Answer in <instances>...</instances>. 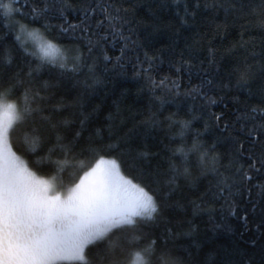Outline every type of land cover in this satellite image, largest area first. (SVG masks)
<instances>
[{"label": "snow or ice", "instance_id": "1", "mask_svg": "<svg viewBox=\"0 0 264 264\" xmlns=\"http://www.w3.org/2000/svg\"><path fill=\"white\" fill-rule=\"evenodd\" d=\"M260 5L264 7V0ZM199 6L200 0H195L191 10L187 0L182 10L177 6L179 24L195 23ZM0 7L5 17L0 26V264L71 260L86 264H207L197 258L200 243L196 239L190 246L169 243L180 235H194L200 226L194 222L197 215L205 218L212 232L222 230L234 237V255L221 264H251L245 247H255L257 240L251 236L245 244V234L251 228L264 236V219H250L257 205L252 203L248 209L238 200L257 185L264 194V179H258L264 178V106L250 102L249 96L228 95L234 89L251 92L256 69L247 56L224 65L222 56H215L217 50L209 48L212 55L207 61L198 60L193 48L203 34L196 33L198 39L186 45L187 54L183 49L171 54L169 64L175 74L160 73L158 65L166 46L154 49L147 42L160 25L152 24L151 32L142 37L140 27L149 22L128 15L131 6L126 3L11 0ZM204 7L223 9L245 23L246 16L256 11L252 0H211ZM98 8L102 15L94 20ZM70 10L78 12L79 19L71 17ZM16 16L28 22L14 19ZM105 23L107 27L100 31L99 25ZM213 31L219 32L220 26ZM117 37L122 43L112 54L106 45L114 46ZM211 39L209 36V42ZM245 43L241 38V46ZM235 48L234 44L226 51ZM73 49L75 54L69 60L66 53ZM129 64L133 79L149 92V115L139 122L143 130L134 124L117 133L109 125L107 145L94 141L82 103L80 117L70 126L66 118L55 115L63 107V95L50 107L44 103L56 95L59 80L33 82L45 67L58 68V75L65 79L69 70L77 76L86 70L88 75L80 83L90 88L98 82L96 69L101 65L105 73L126 75ZM14 94L16 102L3 99ZM225 99L232 100L233 106L217 111L218 103ZM154 101L156 111H152ZM261 101L264 103V96ZM166 105L173 110L165 114ZM181 109L187 118H180ZM193 121L201 126L192 127ZM14 123L23 127L24 142L33 150L46 147L52 153L60 149L65 157L88 150L98 158L77 182L58 191L52 179L37 176L12 150ZM176 123L181 146L166 153L160 148L149 153L134 144L149 126ZM62 125L63 131L58 130ZM186 133L191 136L190 144L184 140ZM113 148L143 159L139 174L146 178L144 186L123 175L116 159L99 154ZM176 153L179 160L174 158ZM191 153L197 154L194 163ZM149 156L159 159L153 164L146 159ZM40 159L36 157V162ZM160 161H166V168H160ZM182 189H187L183 196L173 200ZM160 221L165 225L157 235L150 230L159 228ZM260 244L264 254V240ZM86 246L95 249L91 258L85 255ZM174 247L184 254H176ZM128 253L134 257L131 261L126 259Z\"/></svg>", "mask_w": 264, "mask_h": 264}, {"label": "trees", "instance_id": "2", "mask_svg": "<svg viewBox=\"0 0 264 264\" xmlns=\"http://www.w3.org/2000/svg\"><path fill=\"white\" fill-rule=\"evenodd\" d=\"M10 2L11 0H0V5ZM83 2H89V0H83ZM97 2L100 4H112L113 0H97ZM117 2H123L131 6L128 15L134 14L142 21L149 22L147 25H141L140 27V35L142 37L151 32L152 24L160 25L158 31L151 32V36L147 37L150 48L160 49L161 45L166 46L162 49L164 59L158 65L160 73L171 72L174 75V70L169 64L171 54L181 49L187 54L188 49L186 45H193L194 41L198 39L196 33H202L203 38L193 48L196 58L206 62L210 55H212L208 51L209 48L217 50L215 56L218 59H221L222 56L221 63L224 65L231 64L235 60L247 56L249 63H253L256 69V78L251 84V92L234 89L228 95L237 94L241 98L249 96L250 102L264 106V103L261 101V97L264 96V90H262L264 89V71H261V67L264 66V7L260 5V0H252V5L256 11L254 14L246 16L247 23L242 19H234L232 13H227L226 15L223 9L205 8L204 4L206 2L210 3L211 0H200V6L196 8L195 23L188 25H180L176 13L177 6L181 10L183 9L185 0H117ZM187 2L191 10V7L195 4V0H187ZM101 15L102 13L98 8L94 20L99 19ZM71 17L79 19L78 12L71 11ZM4 18L3 8L0 7V26L3 25ZM14 19L20 20L22 23L28 22L19 16L14 17ZM217 25L220 26L219 32L213 31ZM106 27V23L101 24L99 25V30L103 31ZM175 28H179V31L174 32ZM109 31L111 30L109 29ZM209 36L212 37L210 42L208 40ZM241 38L246 42L243 46H241ZM109 39H111V36H109ZM121 43L122 41L117 37L114 41V46L106 45V47L110 53L114 54L119 49ZM234 44L236 48L233 51H226L232 48ZM66 54L69 60H71V57L75 54V50H69ZM31 59L33 63H36L35 57ZM102 68L103 65L96 69L98 82L90 88H86L80 83L88 75L86 70L81 71L78 76L69 70L66 74L67 79H65L58 75L60 72L58 68L45 67L33 78V82L45 79L59 80L56 95L44 103L50 107L53 103L60 102L58 101V97L63 95L65 97L62 102L63 107L55 115L66 118L69 121V126L80 117V104L82 103L83 112L88 115L89 131L94 141L107 145L109 143V125L117 133L123 132L134 124L137 125L138 129H144V125L139 122L149 115V92L146 86L142 87V82H136L133 79L131 64L128 65L126 75L111 71L105 73ZM157 79H159V74H157ZM195 82L194 79L193 83ZM89 83H91V80H89ZM137 89H140V91L137 92ZM156 95H161V93L157 92ZM3 99L5 101L11 100L16 102L17 96L15 94L11 96L6 95ZM153 103L154 107L152 111H156L155 105L157 102L154 101ZM225 106L230 110L233 106V101L225 99L223 103H218L216 110L224 111ZM172 110L173 107L171 105H166L164 113L166 114ZM110 116L111 119L109 118ZM180 118H187L183 109L180 110ZM200 126L199 122L193 121L192 127ZM63 127V125L60 126L58 130L63 131ZM14 128L16 131H13L10 137L12 150L25 161L27 166L37 176L52 179L58 191H66L71 184L77 182L84 171H87L95 162V159L98 158V156H94L88 150H85L83 154L75 156L69 153L67 157H65L60 149H56L52 153H47L46 147H38L33 150L24 142L23 127L18 123H14ZM179 130L180 125L178 123L170 127L157 125L153 128L149 126L146 135L143 138L137 137L134 140V144L140 145L149 153L155 152L157 148L162 149L166 153L173 150L176 146H181L182 141L180 137L175 135ZM40 132L41 135H45L43 129H40ZM184 140L190 144V134L186 133ZM165 145L168 146L167 149H165ZM99 154L104 155L108 159H116L123 175L132 179L133 182L144 186L146 178L141 177L139 174V164L143 162V159L137 157L135 153L122 154L118 148H113L101 151ZM196 156V153L190 154V159L193 163L196 160ZM36 157L41 158L39 163L36 162ZM174 158L179 160L180 154L176 153ZM146 159H150L155 164L159 158L149 156ZM159 166L161 169L166 168V161H160ZM258 179L264 178L258 177ZM61 182L63 183L61 184ZM252 183L256 185V181ZM148 187L151 188L152 185L149 184ZM186 190L182 189L172 199L176 200L182 197L183 192ZM238 203L248 209L251 208L252 203H255L257 210L255 213L250 214V219L254 221L264 219V212L261 211L264 208V194L261 193L258 185L252 187L250 195L242 194ZM188 210L189 212L191 211V209ZM194 222H199L200 225L194 235H180L174 237L169 243L175 246H190L192 240L196 239L200 243L197 258L206 261L207 264H221L222 261L234 255V237L231 234L222 230L212 232L206 227L205 218L200 215L195 217ZM236 223L238 229V222ZM159 225V228L150 231H155L159 235L160 229L164 227L165 222L160 221ZM173 227L175 231V226L173 225ZM251 236H255L257 244L255 247L246 246L245 253L250 257L251 264H264V254H262L260 244V241L264 240V236H261L256 233V230L250 228L248 233L245 234V244ZM173 250L176 254H184L179 247H174ZM193 250L195 251V249ZM94 251V248L86 246V257L91 258ZM126 259H131V253L127 254ZM58 264H86V261H59Z\"/></svg>", "mask_w": 264, "mask_h": 264}, {"label": "rangeland", "instance_id": "3", "mask_svg": "<svg viewBox=\"0 0 264 264\" xmlns=\"http://www.w3.org/2000/svg\"><path fill=\"white\" fill-rule=\"evenodd\" d=\"M57 60H59V55L57 56ZM108 159V158H107ZM46 179V178H45ZM54 183V182H53Z\"/></svg>", "mask_w": 264, "mask_h": 264}, {"label": "clouds", "instance_id": "4", "mask_svg": "<svg viewBox=\"0 0 264 264\" xmlns=\"http://www.w3.org/2000/svg\"><path fill=\"white\" fill-rule=\"evenodd\" d=\"M132 259H134V257H133V256H131V259H130V261H131Z\"/></svg>", "mask_w": 264, "mask_h": 264}]
</instances>
